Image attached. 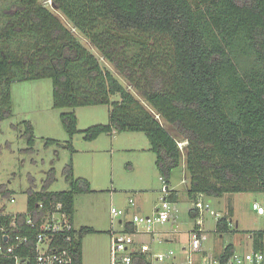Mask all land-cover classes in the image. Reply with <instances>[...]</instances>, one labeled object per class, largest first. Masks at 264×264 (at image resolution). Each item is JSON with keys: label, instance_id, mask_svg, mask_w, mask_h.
<instances>
[{"label": "trees", "instance_id": "16d2710c", "mask_svg": "<svg viewBox=\"0 0 264 264\" xmlns=\"http://www.w3.org/2000/svg\"><path fill=\"white\" fill-rule=\"evenodd\" d=\"M50 2L51 8L40 0H1L0 120L11 115L13 81L49 77L55 108L108 105L106 123L82 130L86 140L114 131L143 132L167 185L184 156L190 201L264 191V0ZM60 122L69 139L78 132L73 111L61 112ZM22 123L31 147L33 127L28 120ZM64 145L73 151L70 140ZM54 174L51 167L41 189L25 191L27 208L60 201L73 222L74 195L91 191L90 184L67 166L68 189L50 191ZM11 194L0 185V198ZM168 199L177 200L176 190L170 189ZM189 214L200 218L196 207ZM231 226L228 216L216 220L220 232ZM122 229L132 230V223L125 221ZM96 231L77 230L74 264H82L81 236ZM252 236L254 252L263 253L264 230ZM232 247L227 244L218 254L220 264ZM134 264L151 261L135 254Z\"/></svg>", "mask_w": 264, "mask_h": 264}, {"label": "rangeland", "instance_id": "374dc122", "mask_svg": "<svg viewBox=\"0 0 264 264\" xmlns=\"http://www.w3.org/2000/svg\"><path fill=\"white\" fill-rule=\"evenodd\" d=\"M40 1L47 7H52L50 0ZM61 19L65 22L62 17ZM76 34L85 46L99 56L80 34ZM99 58L126 85V81L114 67L101 56ZM10 92L11 115L0 120V185H4L14 196V202L8 205V210H24L25 191L29 187L41 189L51 167L54 169L55 179L48 189H68L63 173L70 166L73 176L88 180L91 187V191L75 193L73 199L74 228L79 230L82 226H94L98 229L81 236V243L86 245L88 264H96V255L99 257L98 264H109L108 230H120L123 223L132 218L135 207L129 205L128 199L132 198L135 205L142 206L140 215L152 214L161 202L162 182L155 165L152 161L148 167L138 163L139 154H153L140 151V147H143L141 145L148 142L145 134L141 131H114L86 140L82 130L93 124L106 123L108 105L55 108L49 77L13 81ZM117 98L118 95L112 96V99ZM64 111H73L77 117L78 132L71 139L60 122V113ZM23 120L30 121L33 127L34 143L31 147L27 143ZM47 139L56 142L47 145ZM69 140L73 151L64 145ZM179 145L183 147L184 141L180 140ZM188 187L189 176L182 156L179 166L172 170L168 181V188L175 189L177 193V200L174 202L177 207L175 217L153 226L155 235L175 238L171 242L164 240L158 243L156 239H151V233L145 234L151 253L172 249L177 264H186L188 233L195 219H198H193L189 214L192 201L187 195ZM202 199L216 213L214 215L206 211L198 219L205 234L202 248L207 254H217L229 243L233 246V251L239 254L256 249L252 234L264 230V213H256L251 208V203H259L264 208V191L226 192L219 197L204 196ZM111 207L128 208L129 212L113 217ZM221 216H228L232 223L224 232L216 229V220ZM134 239L136 240L135 236ZM262 242L264 254V237ZM197 256L198 254H194L195 258ZM169 261L167 259L165 264ZM153 264L159 263L154 261Z\"/></svg>", "mask_w": 264, "mask_h": 264}, {"label": "built area", "instance_id": "2783aa9c", "mask_svg": "<svg viewBox=\"0 0 264 264\" xmlns=\"http://www.w3.org/2000/svg\"><path fill=\"white\" fill-rule=\"evenodd\" d=\"M160 204L150 215H140L134 212L129 222L132 230H111L110 233V264H134L135 254H145L146 259L165 264H177L172 249L151 253L145 243L136 244L134 236L153 233L155 224H163L169 218H174L177 212L176 201L168 199L170 189L163 177ZM14 202L11 194L7 198H0V264H74L73 238L77 235L73 222L64 205L60 201H39L31 209L22 211L8 210V205ZM131 207H135L132 198L128 199ZM192 208H198L200 216L208 211L216 215L209 208V204L201 197L192 202ZM251 208L258 214L264 213V208L259 203H251ZM113 217L129 212V209H116L111 207ZM197 227L190 229L188 233L189 248L186 256V264H220L218 256H212L202 251V241L205 239L203 227L197 220ZM25 231V233H24ZM32 242V243H31ZM194 254H198L195 258ZM263 263L264 254L261 251H251L244 254L233 252L225 264Z\"/></svg>", "mask_w": 264, "mask_h": 264}, {"label": "crops", "instance_id": "0c3cea01", "mask_svg": "<svg viewBox=\"0 0 264 264\" xmlns=\"http://www.w3.org/2000/svg\"><path fill=\"white\" fill-rule=\"evenodd\" d=\"M141 146H143V147H140V151H142V153L143 152H148V153H152V152H150L149 150H148V142H144L143 143V145H141ZM141 155V156H140ZM152 161V163L154 164V154H139L138 155V163H143V164H145V165H147V167H148V165H149V162H151ZM171 189H173V188H171ZM175 190V189H174ZM177 194V193H176ZM141 208H142V206L140 205V204H136L135 205V208H134V211H136V212H140V210H141ZM91 227H93L95 230H97L98 231V229L97 228H95L94 226H91ZM110 230H114V229H109L108 230V232H109V235H110ZM151 239L153 240V239H156L157 241H158V243H160V242H162V241H164V240H166V241H173L174 240V238L175 237H173V238H162V237H159V236H157V235H155L154 233H151ZM136 244H141V243H145V244H147L148 246H149V248H150V250H151V247H150V243L145 239V234H142V235H138V236H136ZM229 244H231V243H229ZM160 245V244H159ZM227 245V244H226ZM225 247V245L222 247V250H223V248ZM222 250L220 251V252H222ZM202 251L204 252V253H206V251H205V249L204 248H202ZM158 252H161V251H158ZM158 252H156V253H158ZM220 252L219 253H217V254H220ZM207 254V253H206ZM217 254H210V255H212V256H218ZM81 257H82V264H88V258H87V254H86V245L85 244H82L81 243ZM94 262H96V264H98V262H99V257H98V255H96V257H95V259H94ZM154 262V261H153ZM109 264H110V258H109ZM153 264V263H152ZM160 264V263H159ZM249 264V263H248Z\"/></svg>", "mask_w": 264, "mask_h": 264}]
</instances>
